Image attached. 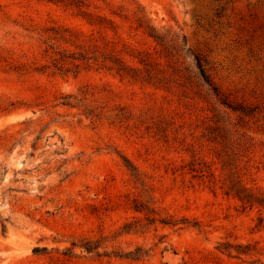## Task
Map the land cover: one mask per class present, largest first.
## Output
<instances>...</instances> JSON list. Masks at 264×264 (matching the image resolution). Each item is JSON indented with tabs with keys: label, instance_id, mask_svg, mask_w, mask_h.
Listing matches in <instances>:
<instances>
[{
	"label": "rangeland",
	"instance_id": "374dc122",
	"mask_svg": "<svg viewBox=\"0 0 264 264\" xmlns=\"http://www.w3.org/2000/svg\"><path fill=\"white\" fill-rule=\"evenodd\" d=\"M83 1L115 22L108 45L132 64L124 44L165 65L148 33L163 34L180 76L158 86L54 69L55 50L92 53L45 42L50 26L88 34L83 8L0 0V264H264V208L225 193L211 132L264 196V0Z\"/></svg>",
	"mask_w": 264,
	"mask_h": 264
},
{
	"label": "trees",
	"instance_id": "16d2710c",
	"mask_svg": "<svg viewBox=\"0 0 264 264\" xmlns=\"http://www.w3.org/2000/svg\"><path fill=\"white\" fill-rule=\"evenodd\" d=\"M68 3L74 4L79 8L87 6L83 0H68ZM79 14L84 18L85 22L91 26V31L88 34H85L81 30H75L69 26H50L46 28V43H92L93 50L89 54L87 50H81L79 52H71L67 49H58L55 50V56L52 57L51 66L54 69L60 71H72L77 73L82 65L90 67L94 65L96 68H102L109 72H112L119 76L120 78H129L135 81H143L147 83H152L158 86H166L171 83V79L174 78V75L180 76L178 74V67L175 65V61L170 63L169 60L172 59L173 54L169 51L167 43H164V35L156 32L154 29L148 33L159 46H161V51H163V56L166 58V64L163 65L159 59H156L151 55L150 52L145 50L134 51L132 48L127 45H123L121 51L125 52L131 58H135V63H131L126 60L119 52L113 47H109L108 43H113L111 40L106 38L105 30L109 29L113 32L116 30L115 22L108 18L104 14L92 13L86 11V9H80ZM96 28V29H95ZM94 33H99V37H96ZM51 40V41H50ZM183 43L178 44L181 52L184 53V56L191 54L189 49L186 47L184 36L182 35ZM50 47H52L50 45ZM161 53V52H160ZM159 53V56H161ZM194 70L192 75L201 86H204L208 92L217 94V89L215 84L212 82L209 75L204 69L201 58L193 54L191 62ZM166 66V67H165ZM49 67V65H45ZM189 72L190 69L185 67ZM213 133L214 140H217V143L220 145L218 150L219 155H224L222 167L226 168L225 173V193L231 194L236 197L243 207L245 206H258L264 208V196L260 193L252 190L247 187L242 179L237 174L235 165L233 166V155L229 151L230 146H228V139L224 136V133L211 131ZM135 208H138V205H135ZM139 208H144L139 206ZM171 222V224L177 223L176 221H163ZM88 242V241H87ZM84 243L82 246L90 251L95 246ZM138 250V249H137ZM120 256L125 257H138V252L136 250L127 251L125 253H116Z\"/></svg>",
	"mask_w": 264,
	"mask_h": 264
}]
</instances>
